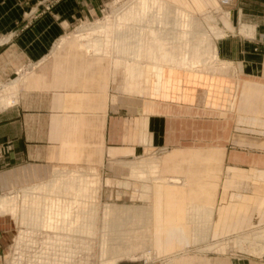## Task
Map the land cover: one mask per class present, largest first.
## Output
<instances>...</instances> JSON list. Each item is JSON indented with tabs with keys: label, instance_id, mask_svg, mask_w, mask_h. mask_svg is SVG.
Returning a JSON list of instances; mask_svg holds the SVG:
<instances>
[{
	"label": "crops",
	"instance_id": "obj_1",
	"mask_svg": "<svg viewBox=\"0 0 264 264\" xmlns=\"http://www.w3.org/2000/svg\"><path fill=\"white\" fill-rule=\"evenodd\" d=\"M41 1L0 0V81L37 63L18 79H26L18 105L0 117V191L42 180L55 165L99 167L121 178L128 161L163 150L159 177L182 184H151L158 259L151 263L219 264L217 254L190 249L264 227V0L224 8L218 0H172L198 13L219 9L224 35L216 52L231 70L142 67L137 94L126 93V75L118 89L105 54L73 41L56 45L78 22H95L108 0H61L49 12ZM12 230L0 222V247ZM231 255L233 264H264V256Z\"/></svg>",
	"mask_w": 264,
	"mask_h": 264
},
{
	"label": "rangeland",
	"instance_id": "obj_2",
	"mask_svg": "<svg viewBox=\"0 0 264 264\" xmlns=\"http://www.w3.org/2000/svg\"><path fill=\"white\" fill-rule=\"evenodd\" d=\"M218 10L198 13L188 9L183 2L172 0H108L95 22H78L60 42L64 45L73 41L83 47L85 43L90 46L87 49L89 53L108 56L112 65V81L119 85L118 89L121 90L120 84L126 75V82L130 84L126 93L137 94L142 89L135 91L133 81L135 71L142 67L216 74L231 70V64L220 59L216 52V40L224 35L219 28ZM103 24L104 28L101 27ZM124 29H127L126 35L121 33ZM151 35L159 37V47L152 44L154 39ZM100 38L105 39V47L98 44ZM60 42L56 45L61 46ZM163 55L174 58L163 60ZM196 58L204 62L196 63ZM18 79L14 81V88H23L26 79L21 84ZM162 153L163 150L146 152L128 161L130 173L121 178H114L99 167L55 165L46 178L13 186L20 188L14 196H0V222L9 224L13 229L8 246L0 247V264H153L151 262L158 259L151 247V184L157 180L182 184L179 178L159 177ZM73 174L83 177L80 196L73 200L77 202V205L73 204L74 210H78L80 222L70 225L69 219L74 222L75 218L71 216L68 219L59 214L61 208L47 209L48 213L42 215L44 204L40 202L37 208L35 202L33 204L35 197L39 195L43 199L46 196L52 207L63 204L60 198H56L57 195L75 191V187H67L73 182L69 178ZM85 179L93 181L89 184L84 182ZM195 211L192 207L190 218L196 222ZM14 223L19 228L18 234ZM37 233L44 234L42 241L34 238ZM201 235L197 228V244L203 239ZM13 238L15 244L11 246ZM27 238L31 240L30 246H24ZM191 250L217 254L215 261L219 264H233L230 259L232 253L263 257L264 227L229 241L197 246ZM162 260L164 264H171L173 257Z\"/></svg>",
	"mask_w": 264,
	"mask_h": 264
},
{
	"label": "built area",
	"instance_id": "obj_3",
	"mask_svg": "<svg viewBox=\"0 0 264 264\" xmlns=\"http://www.w3.org/2000/svg\"><path fill=\"white\" fill-rule=\"evenodd\" d=\"M61 0H42L40 4L42 5L43 12H49L53 8L55 4L60 2ZM220 4V8H224L232 2V0H218ZM38 12L32 11L30 17L34 18L36 17ZM27 27V25L25 26ZM37 63H28L26 65L21 66L15 73L13 77L7 78L6 80L0 81V117L3 114L4 111L7 109L16 107L19 103V94L21 91V87L19 88H13L15 85L14 81H16L22 74H27ZM162 150H154V151H148L149 152H160ZM20 189V188H19ZM19 189H15V187L10 188L8 190H5V192H1L0 196L7 195V196H14L17 192H19ZM14 228H17L14 223ZM19 228H17V234H18ZM45 233V232H43ZM43 233H37L34 234V238H36L38 241H42L44 239ZM16 234V235H17ZM16 238V237H15ZM15 238L12 239L13 243L11 246L15 244ZM31 240L26 239V245L30 246Z\"/></svg>",
	"mask_w": 264,
	"mask_h": 264
},
{
	"label": "bare ground",
	"instance_id": "obj_4",
	"mask_svg": "<svg viewBox=\"0 0 264 264\" xmlns=\"http://www.w3.org/2000/svg\"><path fill=\"white\" fill-rule=\"evenodd\" d=\"M182 13V12H181ZM121 22V24H123L124 23V19L122 20V21H120ZM102 28H104L105 27V25L103 24L102 26H101ZM126 28H127V25H126ZM104 32V31H103ZM127 33V29H124L121 33ZM126 33H125V35H126ZM155 36L156 35H151V38H152V40L154 39V42L152 43V44H157V47H159V43H158V39H159V37H156L155 38ZM65 38V37H64ZM136 38V37H135ZM126 39V38H125ZM128 39V38H127ZM156 39V40H155ZM111 40V39H110ZM157 41V42H156ZM61 43V42H60ZM129 43H131L130 42V40H129ZM128 43V44H129ZM98 44L101 46V47H105L104 45L106 44V41H105V39H102V38H100V40L98 41ZM113 44V43H112ZM126 44H127V42H126ZM61 45H62V43H61ZM84 45V47L83 46H80L79 45V47H83V48H85L86 50L88 49V48H90V46H87L85 43L83 44ZM209 48V47H208ZM104 50H105V48H104ZM106 51L108 52L109 50H108V48L106 49ZM135 51V50H134ZM87 52H89V51H87ZM93 52V51H92ZM105 52V51H104ZM126 52V51H125ZM94 53V52H93ZM106 53V52H105ZM126 53H129V54H136V52L134 53L133 51L131 52V51H128V52H126ZM125 53V54H126ZM164 53V52H163ZM103 53H101L100 55H102ZM106 54H108V53H106ZM96 55H98V54H96ZM208 55V54H207ZM207 55H206V57H207ZM164 56V55H163ZM162 56V59L163 60H171L172 58H174V57H172V55H170V57H163ZM196 63H198V62H204V61H202L200 58H196V60H194ZM13 88H14V86H13ZM79 175H77V174H73L72 176H70L69 178L70 179H72L73 180V182H71V183H69L68 184V186L67 187H70L71 189L72 188H74L75 187V191H69V190H65V191H69V192H67L65 195H57V198L56 199H58V198H60L59 200H62L61 202L63 203V204H60L59 206H57V207H52L50 204H48V198L45 196L43 199H41V197L38 195V196H36L35 198V201L33 200V204H34V202H35V205H36V207L38 208L39 206H40V202L42 203L43 202V204H44V208H45V210H43V212H42V210H40V212H39V214L41 213L42 215L43 214H46V213H48V211H46L47 209H49V210H53V209H59V208H61L62 209V211H60V213L59 214H63L66 218H68L69 219V217H71V216H73V218H75V221L73 222L72 220H70L69 219V223H70V225H73L74 223H79L80 222V220H79V217H78V210H74V208H75V203H76V205H77V202H74L73 200H75L74 198H77V197H79L80 196V193H79V187L80 186H82L81 185V182L83 181V177H78ZM63 181V180H62ZM91 181H93V179H90V180H88V179H85V181L84 182H86V183H91ZM79 185V186H78ZM35 188H37V187H35ZM41 191V190H40ZM39 191V192H40ZM44 192V191H43ZM72 192H74V195L72 194ZM86 195H88V194H86ZM61 198H63V199H61ZM56 199H55V201H56ZM68 202V203H67ZM74 203V204H73ZM56 211V210H55ZM85 218V217H84ZM82 226H84L83 224H82ZM56 228H57V226H56ZM77 229H78V226H77ZM113 263V262H112ZM109 264V263H108ZM111 264V263H110Z\"/></svg>",
	"mask_w": 264,
	"mask_h": 264
}]
</instances>
